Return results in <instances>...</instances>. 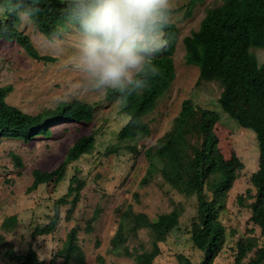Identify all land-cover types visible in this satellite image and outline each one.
I'll use <instances>...</instances> for the list:
<instances>
[{
    "label": "rangeland",
    "instance_id": "rangeland-1",
    "mask_svg": "<svg viewBox=\"0 0 264 264\" xmlns=\"http://www.w3.org/2000/svg\"><path fill=\"white\" fill-rule=\"evenodd\" d=\"M189 1L173 0L172 23L179 29L174 54L175 80L160 98L156 109L145 118L152 129L151 135L132 142H121L117 138L119 130L129 120L124 107L108 100L107 95L80 92L81 86L86 87L88 82L73 66L72 57L77 47L74 24L53 39L42 35L33 23L20 24V31L30 36L39 53L56 58L54 62L34 59L17 43L0 40V86L13 87L7 97L10 105L38 115L60 105L83 102L92 105L95 115L90 124L52 126L54 130L50 137L38 136L30 142L4 138L0 142V233L5 239L1 246L11 252L10 255L25 256L33 248L41 261L49 263L55 258L56 264H64L67 237L76 228L86 264H99L98 255L105 259V264H137L133 258L112 250L111 241L119 224L117 209L131 206L135 212L145 213L151 220H156L160 214L181 207L184 212L180 224L160 244L161 254L155 263L177 264L179 254L200 260L202 254L192 240V222L198 215L197 196L185 195L164 181L158 172L149 176L153 158L146 156V151L154 148L158 140L171 130L186 99L219 112L222 122L233 130V145L244 164L220 212L227 238L214 264H235L241 239L254 238L262 242L260 229L253 224L249 208L253 201L251 176L258 170L260 156L257 134L242 127L222 110L219 104L221 84L199 81V66L185 61L184 38L199 30L207 10L223 4L224 0H201L191 14L187 8ZM57 39L60 41L59 52L53 46ZM252 52L260 63L264 62V48H252ZM88 135L95 137L93 151L78 161L70 160L69 150ZM129 144H137L140 153L124 148ZM109 149L113 152L109 153ZM63 163L67 164V174L55 193H50L46 185L30 190L34 170L52 171ZM74 175L84 182L77 205L72 208L74 194L67 196L68 202L60 207L62 219L55 231L35 235L36 228L50 223L56 210L55 201L67 195ZM241 196L243 199L239 198ZM96 213L99 217L90 226L89 221ZM13 215L18 216L17 226L3 229V221ZM150 241L149 232L141 230L138 239L132 240L130 245L137 247L144 243L150 248ZM0 264L19 262L8 257L0 259ZM70 264L78 263L71 260Z\"/></svg>",
    "mask_w": 264,
    "mask_h": 264
},
{
    "label": "trees",
    "instance_id": "trees-1",
    "mask_svg": "<svg viewBox=\"0 0 264 264\" xmlns=\"http://www.w3.org/2000/svg\"><path fill=\"white\" fill-rule=\"evenodd\" d=\"M199 1H189L188 14ZM4 4L5 0H0V6ZM38 6L41 11L32 23L46 38L61 36L70 24L77 28L75 22L67 19V0H38ZM20 24L15 14L7 11L0 14V40L17 43L34 59L56 61L54 57L39 53L30 36L20 31ZM167 31L169 45L155 60L160 74L151 79L147 89L131 97L123 108L129 120L117 134L121 142L145 139L151 135L152 129L145 118L156 109L160 98L175 80L174 54L179 29L172 23ZM183 42L186 63L199 66V81L221 84L219 104L222 110L242 127L257 134L260 156L258 170L251 176L253 201L249 208L253 224L260 229L262 242L254 238L241 239L237 245L235 264H264V62L260 63L252 52V48H264V0H224L223 4L207 10L200 29L186 36ZM12 90L11 85L0 86V142L4 138L30 142L38 136L50 137L54 130L52 126L62 123L90 124L94 120V108L83 102L60 105L38 115L28 114L7 102ZM107 98L114 100V94L109 93ZM232 135L233 130L222 122L219 112L197 106L186 99L171 130L158 140L154 148L146 151V156L153 158L150 160L149 176L158 172L172 187L198 199V215L192 222V240L202 256L195 261L193 257L179 254L177 264H214L225 246L227 229L221 222L220 212L228 192L244 169ZM94 146L95 137L84 136L73 145L68 156L70 160L78 161L92 152ZM126 147L130 152H139L137 144ZM108 152L113 151L109 149ZM66 174V163L52 171L36 169L30 190L46 185L50 193H55ZM83 185L78 176L72 177L67 195L55 201L56 210L50 223L36 228L35 235L55 231L62 219L61 205L68 202L67 196L74 194L71 203L75 208ZM239 198L243 199V196ZM183 212V208L176 207L151 220L147 214L135 212L131 206L118 208L119 224L111 241L112 250L133 258L137 264H156L155 260L161 254L160 244L180 224ZM98 217L99 213H96L89 225ZM17 224L18 216H9L3 221L2 228L10 230ZM141 230L149 232L150 248L144 243L131 247V241L138 239ZM4 240L0 233V259L11 257L19 264H56L55 258L49 263L41 261L33 248L25 256L10 255L11 252L1 246ZM63 252L66 256L64 264H70L71 260L86 264L76 228L69 232ZM97 262L105 264V259L98 255Z\"/></svg>",
    "mask_w": 264,
    "mask_h": 264
},
{
    "label": "clouds",
    "instance_id": "clouds-1",
    "mask_svg": "<svg viewBox=\"0 0 264 264\" xmlns=\"http://www.w3.org/2000/svg\"><path fill=\"white\" fill-rule=\"evenodd\" d=\"M6 11L30 24L41 8L38 0H5ZM173 14V0H67V19L77 25L73 66L88 82L80 92L113 93L126 107L160 74L155 60L169 45Z\"/></svg>",
    "mask_w": 264,
    "mask_h": 264
}]
</instances>
